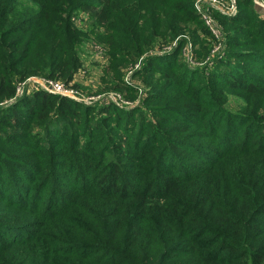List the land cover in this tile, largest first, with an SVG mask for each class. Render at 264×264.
Instances as JSON below:
<instances>
[{"label":"trees","instance_id":"trees-1","mask_svg":"<svg viewBox=\"0 0 264 264\" xmlns=\"http://www.w3.org/2000/svg\"><path fill=\"white\" fill-rule=\"evenodd\" d=\"M100 1L0 0V98L14 93L17 79L39 73L69 81L82 68L86 32L75 24L77 9L94 12L96 28H104L106 34L102 38L110 41L114 49L110 53L118 51L112 54L114 59L122 57L127 61V56H139L146 51L144 43L135 44L141 31L138 23L135 26L121 20V30L120 27L115 30L119 32L117 38L115 31L107 33L104 24L115 19L121 6L142 16L147 8L144 0L129 5L125 0ZM238 21L241 20L235 23ZM257 26L261 24L256 29ZM17 33L22 36L12 38ZM256 41L263 47L253 49L257 47L248 41L244 43L251 48L244 54L246 65L255 56L264 57V30L257 29ZM255 66L264 70L263 62ZM229 77L234 81L227 78L224 81H230L228 86L243 95L264 88V74L254 76L257 79L241 73ZM168 89L181 92L179 85ZM190 93L198 104L183 106L191 107L189 111L193 112L208 111L195 124L200 123L211 134L202 136L206 138L203 147L194 149L189 142L179 144L173 139L162 143L158 141L162 135L154 131L152 136L142 135L136 142L133 149L138 154L133 157L136 161L133 167L128 169L123 163L111 161L106 166L97 165L100 171L94 169V164L88 165L92 166L88 173L80 170L78 177L91 179L93 185L81 184L75 177V189L71 188V194L58 208L54 196L43 204V199L38 200L31 191L19 204L6 200L22 211H14L18 222H26L24 219L30 213L38 212L32 202L40 201L39 205H45L42 206L45 209L35 235L15 236L9 243L0 241V264H156L158 259L157 264H264V103L244 109L249 112H224L221 121L213 123L216 108L210 106L213 110L203 111L202 92ZM223 93L221 90V96ZM25 105H29L30 116L37 119L50 114L72 118L78 111L73 102L44 91H36L16 106ZM22 114L13 110L7 116L14 130L31 128L28 127L31 124L21 123ZM232 114L244 117L247 122L235 124L230 118ZM21 137L28 149L40 152L35 166L41 172H51L49 178H42L39 188L42 185L52 188L56 158L65 159L63 165L69 167L70 161L76 160L68 154L72 148L70 145L62 148L60 154L46 151L49 148L37 150L30 144L33 141L26 142L31 139L28 135ZM230 137L235 138L229 140ZM64 140L54 144L55 147L65 145ZM202 151L210 158L202 155ZM165 156L172 158L176 166L168 164ZM190 158L203 160L209 166L193 165ZM49 166L52 168L48 171ZM20 183L14 177V186ZM27 226L17 223L9 225V229L19 231ZM163 237L168 245H163L160 252L157 246Z\"/></svg>","mask_w":264,"mask_h":264},{"label":"rangeland","instance_id":"rangeland-1","mask_svg":"<svg viewBox=\"0 0 264 264\" xmlns=\"http://www.w3.org/2000/svg\"><path fill=\"white\" fill-rule=\"evenodd\" d=\"M136 1L138 0H125V4L129 5ZM221 1L220 10L202 4L204 10L200 13L197 0H144L146 7L151 9L146 8V11L144 9L142 16L130 8L121 6L115 19L104 23L107 33L112 34V30H117L122 24L121 20L135 26L138 23L141 31L139 41L135 44L146 45V51L139 56L136 54L127 56V61H123L122 57L113 58L112 54H118V51L110 53L114 49L110 46V41L102 38L106 34L104 28L102 26L96 28L97 18L93 11L86 9L75 11L78 13L76 26L86 32L82 68L69 81L39 73L17 79L14 93L0 98L1 242L9 243L15 236L26 238L35 235L45 209L42 207L45 205H39L40 201L32 202L33 209H38V212L28 213L29 216L24 219L26 222H18L14 219V211L19 213L22 211L8 204L9 202L19 204L27 197L28 191L29 193L31 191L38 200L43 199V204H47L49 197L54 196L55 208L62 206L71 194V188L75 189V177L79 178L81 184L91 182V179L77 175L80 170L88 173L92 168L88 166L89 164H94L97 171L101 170L97 165L106 166L111 161L123 163L128 169L133 167L136 164L133 157L138 154L133 148L142 135L147 138L155 131L157 135H162L158 138L162 143L173 139L180 142L179 144L189 142L194 149L203 147L206 138L202 136L211 134L208 129L201 127L200 123L195 124L201 122L208 111L193 112L189 111L191 107L183 106L198 104L197 99L194 100L192 96L193 93H190L192 90L193 92L200 90L202 92L200 96L205 97L202 101L203 111L216 108L213 123H219L224 112H249L244 109H252L257 103H264V88L258 89L256 93L243 95L228 86L230 81H234L229 76L235 73L255 79L257 77L254 76L264 74V70H259L255 66L264 63L263 56L253 57L247 65L244 56L251 50L244 46L247 41L252 47H257L253 49L263 47L256 44V32L257 29L264 30V0H237L235 7L228 6L232 0ZM95 2L101 3L100 0ZM204 13L220 30L219 38L205 21ZM237 19L241 21L235 23ZM260 24L261 27L257 26L256 29V25ZM115 32L113 34L117 38L118 31ZM248 32H252V36H248ZM14 36L20 37L22 34L17 33L12 38ZM253 41L255 43H252ZM242 67H245L244 70ZM226 78L230 81L225 82ZM192 79L194 80L191 81ZM45 80L59 81L70 89L69 92L56 95L73 102L78 108L77 115L62 118L50 114L46 118L37 119L30 116L29 105L16 106L22 104L25 98L32 97L36 91L55 94L51 92V86ZM172 85L173 87L179 85L181 92L168 89ZM221 90H224L222 96ZM13 110L24 113L21 115V123L31 124L28 126L31 128L26 131L14 130L12 120L7 117ZM260 112L262 111L258 113ZM184 118L189 120L184 122ZM230 118L237 125L247 122V119L236 114H232ZM178 127L183 130L177 131ZM26 135L31 138H27L26 142L33 141L30 144L37 150L49 148L46 151L60 154L62 148L69 145L72 148L68 154L76 160L70 161L69 167H64L65 159L56 158L54 166L56 176H53L52 188H45L44 185L39 188L42 178H49L51 172L47 173L46 170L41 172L35 166L38 164L36 160L40 152L28 149L21 137ZM234 138L230 137L229 140ZM62 140L65 145L56 148L54 144ZM201 154L210 158L206 151H202ZM164 160L176 166L172 158L165 156ZM86 161L90 163L84 164ZM189 162L193 165L200 163L205 167L209 166L205 161L194 158H190ZM47 168L49 171L52 167ZM14 177L19 178L21 182L19 185L14 186ZM30 180L32 182H29ZM37 206H40V209ZM17 223L28 226L19 231H11L9 225ZM161 241L162 243L157 246L160 252L163 245H168L165 237ZM153 257L156 258L157 253L153 254ZM158 261L159 259L154 263L157 264Z\"/></svg>","mask_w":264,"mask_h":264},{"label":"built area","instance_id":"built-area-1","mask_svg":"<svg viewBox=\"0 0 264 264\" xmlns=\"http://www.w3.org/2000/svg\"><path fill=\"white\" fill-rule=\"evenodd\" d=\"M197 3H198V8L200 10L199 11L200 13L202 10H204V8H202V4L209 5L210 7L218 8L219 10H220V8H222L221 7V5H222L221 0H197ZM236 4H237V0H232L228 6L229 7H235ZM222 13L226 14L228 12H222ZM204 18H205V21H207V23L210 25L212 32L215 34V36L219 38L221 33H220V30L216 27L213 20L211 18H209V16L205 13H204ZM102 52H103V50H102ZM45 82L51 86L50 90H51V92H53L55 94L56 93L57 94H59V93L64 94L65 92L70 91V89L67 86H65V84H63L59 81L45 80Z\"/></svg>","mask_w":264,"mask_h":264}]
</instances>
